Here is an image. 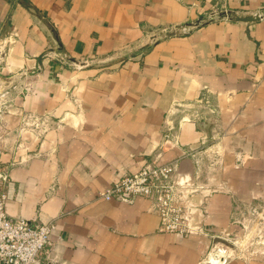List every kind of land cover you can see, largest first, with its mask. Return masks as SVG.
Listing matches in <instances>:
<instances>
[{
    "label": "crops",
    "instance_id": "0c3cea01",
    "mask_svg": "<svg viewBox=\"0 0 264 264\" xmlns=\"http://www.w3.org/2000/svg\"><path fill=\"white\" fill-rule=\"evenodd\" d=\"M215 9L264 13V0H14L8 8L0 0L4 78L21 75L34 86L0 125L6 130L0 166L10 167L6 209L32 225L53 223L41 264L199 261L210 237L159 233V219L143 197L105 201L98 195L156 154L195 172L194 157L168 142L161 148L162 117L172 100L197 99L203 89L221 112L219 128L231 146L222 189L204 199L197 220L209 235L230 233L234 204L264 190V16L252 24L211 22L149 43L157 31ZM122 52L131 57L105 70L89 66ZM23 114L62 120L58 128L47 120L53 124L41 141L21 139L7 130ZM177 136L192 149L203 138L193 123H182Z\"/></svg>",
    "mask_w": 264,
    "mask_h": 264
},
{
    "label": "rangeland",
    "instance_id": "374dc122",
    "mask_svg": "<svg viewBox=\"0 0 264 264\" xmlns=\"http://www.w3.org/2000/svg\"><path fill=\"white\" fill-rule=\"evenodd\" d=\"M219 10L222 9H215L213 11ZM207 14H203L194 22L176 28H165L157 31L152 35L149 43L165 39L170 35L189 34L197 28L209 24L205 18ZM261 14L264 16V13ZM199 19L201 20L198 22ZM142 52L145 51L143 50ZM131 54L132 52L114 54L111 55L112 58L110 60L103 62L95 59L94 64L89 62V66L93 65V67L105 70L123 59L130 58ZM6 56L7 47L0 50V125H3V119L5 118L7 109L22 107L25 98L34 89L32 81L26 80L24 76H15L16 79L9 80L4 78V58ZM45 56H54V53H45ZM203 90L202 95L197 99L186 101L172 100L162 117L163 137L165 140L161 148L168 142L167 147H171L172 145L173 148L178 149L181 156L188 155L194 157L195 172L193 174L182 172L179 169L178 161H164L157 154L155 157L145 161L137 170L139 171L148 165L154 167V169H166L167 167L176 166L175 173L171 176L170 181L174 199L169 207L180 209L182 214L181 227L184 229L183 233L160 232L158 207L153 200L146 199L149 203V211L154 213L159 219V233L175 234L179 237L189 235L210 237L211 241L207 250L196 264H226V262L232 260H241L243 262L251 260L264 261V190L259 191L260 193L258 192L255 195H251L249 198L243 195V200L234 204L232 221L236 229L230 233L209 235V231L205 228L204 224H201L197 220L196 213L202 209L204 199L209 194L216 192L218 189H222L221 185L224 181H222L220 174L223 166V158L231 146L228 144V132L219 128L221 112L218 106L212 100L211 92L207 89ZM17 116L20 117V123L14 129H8L7 131L12 132L21 139L27 135L31 139L40 141L45 138L47 131L53 124L48 126L47 120L54 122L57 128L59 127L58 121L62 120L56 118L54 115L49 116L48 114H40V117H38V114H23ZM182 123H193L202 133L203 138L198 149H192L179 142L177 130ZM5 131L0 128V133H5ZM237 163H240V161ZM9 170V166H0V198L3 197L5 205L7 201L5 186L9 178ZM123 175L121 174L119 178ZM217 239H220L221 242Z\"/></svg>",
    "mask_w": 264,
    "mask_h": 264
},
{
    "label": "built area",
    "instance_id": "2783aa9c",
    "mask_svg": "<svg viewBox=\"0 0 264 264\" xmlns=\"http://www.w3.org/2000/svg\"><path fill=\"white\" fill-rule=\"evenodd\" d=\"M175 165L166 169H143L124 174L98 197L105 201L115 198L133 200L136 197L153 200L160 215V232L182 234V214L179 208H170L174 193L170 184ZM52 222L32 225L25 218H11L5 201L0 198V263L41 264V255L50 246Z\"/></svg>",
    "mask_w": 264,
    "mask_h": 264
},
{
    "label": "water",
    "instance_id": "95a60500",
    "mask_svg": "<svg viewBox=\"0 0 264 264\" xmlns=\"http://www.w3.org/2000/svg\"><path fill=\"white\" fill-rule=\"evenodd\" d=\"M2 1L5 4V8L6 7L8 8L12 5L14 0H2ZM4 15H5L4 13H1V15H0V25L3 21ZM261 17H262V15H261L260 11H256L253 13L246 14L244 12L234 11V10L212 11L205 16V18L207 19V21L209 23L214 22V21L227 20V21L234 22V23H245V24L256 23V22L261 20ZM200 20L201 19H199L198 22ZM82 64H84V63H82ZM217 240L221 242L220 239H217Z\"/></svg>",
    "mask_w": 264,
    "mask_h": 264
}]
</instances>
